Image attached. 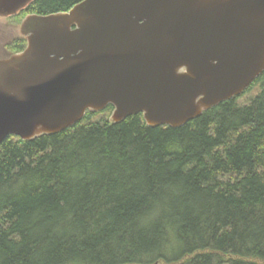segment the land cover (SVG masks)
I'll list each match as a JSON object with an SVG mask.
<instances>
[{"label":"trees","instance_id":"obj_1","mask_svg":"<svg viewBox=\"0 0 264 264\" xmlns=\"http://www.w3.org/2000/svg\"><path fill=\"white\" fill-rule=\"evenodd\" d=\"M82 1L32 0L6 19ZM99 113L1 141L0 264H264V72L178 128Z\"/></svg>","mask_w":264,"mask_h":264},{"label":"water","instance_id":"obj_2","mask_svg":"<svg viewBox=\"0 0 264 264\" xmlns=\"http://www.w3.org/2000/svg\"><path fill=\"white\" fill-rule=\"evenodd\" d=\"M31 1L0 0V16ZM20 34L25 48L0 60V143L60 133L108 105L113 124L141 114L178 128L264 72V0H84L26 16Z\"/></svg>","mask_w":264,"mask_h":264},{"label":"rangeland","instance_id":"obj_3","mask_svg":"<svg viewBox=\"0 0 264 264\" xmlns=\"http://www.w3.org/2000/svg\"><path fill=\"white\" fill-rule=\"evenodd\" d=\"M21 23H15L9 21L6 18L0 16V60L6 59L11 54L7 46L11 44L15 39L21 37L20 34ZM248 96L242 99V103L248 101ZM95 121H108L110 117L107 113H99L94 117Z\"/></svg>","mask_w":264,"mask_h":264}]
</instances>
